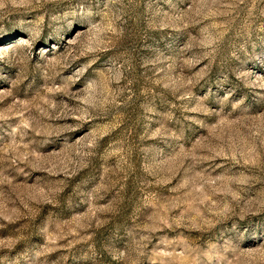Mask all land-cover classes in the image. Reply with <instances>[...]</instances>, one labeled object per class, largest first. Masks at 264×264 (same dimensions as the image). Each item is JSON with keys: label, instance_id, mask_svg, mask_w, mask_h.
<instances>
[{"label": "rangeland", "instance_id": "1", "mask_svg": "<svg viewBox=\"0 0 264 264\" xmlns=\"http://www.w3.org/2000/svg\"><path fill=\"white\" fill-rule=\"evenodd\" d=\"M0 264H264V0H0Z\"/></svg>", "mask_w": 264, "mask_h": 264}]
</instances>
